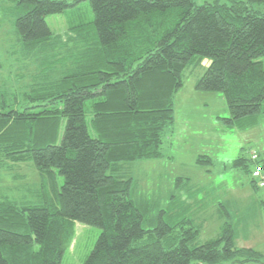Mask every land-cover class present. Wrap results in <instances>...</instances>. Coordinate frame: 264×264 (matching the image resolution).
I'll list each match as a JSON object with an SVG mask.
<instances>
[{"label": "trees", "instance_id": "1", "mask_svg": "<svg viewBox=\"0 0 264 264\" xmlns=\"http://www.w3.org/2000/svg\"><path fill=\"white\" fill-rule=\"evenodd\" d=\"M8 1L17 41L39 64H50L39 68L44 80L23 102L0 96V169L30 162L39 174L31 198L0 199V264H60L75 222L100 229L83 264H223L237 256L238 262L261 258L257 250L236 246L229 223L218 237L192 246L193 226L177 232L160 219L144 229L129 173L131 163L162 156L174 97L189 64L210 60L194 86L223 94L226 122L261 112L264 13L241 0L200 5L88 0L90 28L78 23L53 35L46 17L72 4ZM249 159L251 170L244 157L233 165L252 176L261 161ZM56 174L62 177L60 186ZM251 182L259 188L253 177Z\"/></svg>", "mask_w": 264, "mask_h": 264}, {"label": "rangeland", "instance_id": "2", "mask_svg": "<svg viewBox=\"0 0 264 264\" xmlns=\"http://www.w3.org/2000/svg\"><path fill=\"white\" fill-rule=\"evenodd\" d=\"M64 1L72 5L63 13L46 17L53 35H63L78 23L90 28L93 15L88 0ZM193 1L197 5L231 3ZM241 1L249 9L264 13V3ZM11 5L8 0H0V96L9 98L7 101L23 102L29 89L44 80L39 68L50 63L39 64L17 41ZM259 60L264 66V55ZM209 63L208 58H203L200 66L189 64L183 70V85L174 97V120L160 145L162 156L130 164L131 197L143 214L144 229H152L160 219L177 232L193 226L197 233L192 246L218 237L221 226L229 223L236 246L252 248L262 256L245 262H238L241 257L237 256L223 264H264V188H252L249 170L233 165L234 159L244 157L247 169L251 170L254 162L249 157L255 155L261 158L263 167L264 103L260 113L226 122L229 111L223 94L199 91L194 86ZM198 158L204 162H197ZM55 181L60 186L62 177L56 174ZM38 182V171L30 162L0 169V199L23 195L31 198L30 190ZM99 233L95 226L75 222L73 239L60 264H83Z\"/></svg>", "mask_w": 264, "mask_h": 264}, {"label": "built area", "instance_id": "3", "mask_svg": "<svg viewBox=\"0 0 264 264\" xmlns=\"http://www.w3.org/2000/svg\"><path fill=\"white\" fill-rule=\"evenodd\" d=\"M252 159H256V156L252 155ZM252 177L259 188H264V170L262 165L259 164L253 169Z\"/></svg>", "mask_w": 264, "mask_h": 264}, {"label": "crops", "instance_id": "4", "mask_svg": "<svg viewBox=\"0 0 264 264\" xmlns=\"http://www.w3.org/2000/svg\"><path fill=\"white\" fill-rule=\"evenodd\" d=\"M260 158V157H259ZM261 159V158H260ZM261 163H262V161H261ZM263 164V163H262ZM263 167H264V165H263Z\"/></svg>", "mask_w": 264, "mask_h": 264}]
</instances>
